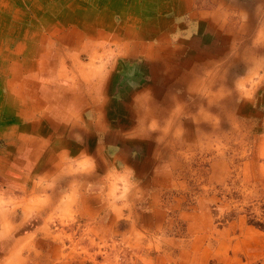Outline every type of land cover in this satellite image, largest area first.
Listing matches in <instances>:
<instances>
[{"label": "crops", "instance_id": "obj_1", "mask_svg": "<svg viewBox=\"0 0 264 264\" xmlns=\"http://www.w3.org/2000/svg\"><path fill=\"white\" fill-rule=\"evenodd\" d=\"M87 1L0 0V6L9 8V12L13 8L29 14L26 18L13 15L16 34H10L7 47L4 40L0 41V55L7 56L0 66V264H90L89 261L95 264L96 253L106 252L102 250L104 245L116 243L126 245L130 252L139 251L140 264H148V254L160 264L209 263L212 254L208 251L213 247L201 243L209 241L214 245L213 236L204 231L190 240L159 235L160 227L145 220L148 212L140 211V204L128 202L126 207L114 210L103 188L104 177L112 168L130 170L134 183L140 187L150 184L146 166L152 163L145 162L143 167L137 155L132 154L136 151L131 145L138 144L133 137L143 120L150 131L156 129L151 128L156 124H149V118H144H155V113L149 110L157 109H151L150 104H155V108L156 103H172V112L176 114L163 116L180 115L176 104L183 100L182 75L187 79L186 87H191L188 80L194 73L189 74L190 69L198 67L181 63L184 33L181 15L188 13L189 19L196 21L202 10L191 8L197 7L194 0H94L92 6ZM171 11L175 18L169 19L167 14ZM116 14L122 17V25L113 28ZM109 19L111 23H107ZM27 22L33 26H26ZM3 26L0 35L9 27ZM241 29V33H246L245 28ZM134 30L142 34L137 36ZM262 37L256 42L261 49L254 55V61L239 62L242 69L252 68L254 74H259L257 83L250 92H246L243 78L233 85L248 96L242 98V110L247 115L260 112L261 117L264 116ZM175 38L176 44L172 41ZM110 39H119L114 41L117 47L113 53L109 49L115 60L104 66L101 62L93 63L103 41ZM228 45L216 51V55L225 56L219 66L213 61L214 49H204L206 69L201 67L198 74L229 70ZM120 52L124 55L118 56ZM87 54L90 61L82 60ZM239 56L235 61H239ZM118 59L129 64L123 66ZM213 82L214 78L209 77L206 85L212 86ZM186 90L189 94L190 90ZM139 192L146 194L147 190L138 191L135 185L132 203L140 197ZM156 209L152 207L151 213L159 211ZM71 228L92 230V244L83 242L80 236L72 238L66 233ZM112 236L119 241L109 244Z\"/></svg>", "mask_w": 264, "mask_h": 264}, {"label": "rangeland", "instance_id": "obj_2", "mask_svg": "<svg viewBox=\"0 0 264 264\" xmlns=\"http://www.w3.org/2000/svg\"><path fill=\"white\" fill-rule=\"evenodd\" d=\"M92 1L94 0H88L87 3ZM194 2L197 7L194 5L191 8L202 10V13H199L196 21L190 20L188 13L181 15L184 22L181 63L190 64V67L198 66V74L201 67L206 69L207 55L204 49L212 48L213 61L219 66L225 56L216 55V51L229 44V70H217L212 75L203 71L198 74L197 79L193 75L188 80L191 87H186L187 79L183 75V100L179 105L176 104L179 108L184 107V110L177 108L180 115L164 117L163 114H176L172 112L174 104L156 103L157 111L151 110V113H155V118L144 117L149 118V124H156L151 127L156 129L150 131L147 121L143 120V125L138 126V133L133 137L138 144L133 143L131 148L136 151L132 154L137 155L143 167L147 162L152 163V166H146L150 184L145 187L135 184L138 191L144 189L147 192H139L141 195L134 199L135 203L131 199L128 202L132 205L140 204V211L143 209L148 212L145 220L148 219L153 226L160 227L159 235H175L190 240L194 235L201 234L200 231H204L202 233L213 236L214 245L209 241L201 243V246L213 247L211 252L208 251L212 255L208 259L210 262L206 264H264V116L261 117L260 112L247 115L240 103L242 98L248 96L233 87L234 82L240 78L247 83L246 92H250L248 90L257 83L255 79L259 74H254L252 68L242 69L239 62L243 59L251 64L254 55L261 49L257 43L260 42V35L264 39V0ZM174 14L171 11L167 16L169 19L175 18ZM13 15L26 18L29 14L16 12L13 8L9 12V8L0 6V18L3 20H0V31L3 25L9 26L5 27V34L0 35V41L4 40L6 47L10 34L16 32V24L11 19ZM121 20L122 17L116 14L113 28L122 25ZM107 23H111L110 19ZM25 24L28 27L33 26L30 22ZM107 25L111 27V24ZM241 27L245 28L246 33H241ZM134 34L141 35L142 32L134 30ZM116 40H104L99 55L94 56L92 62H101L103 66L107 62H113L116 57L111 56L109 49L113 53L117 46L114 42ZM172 41L176 44L178 40L175 38ZM262 44L264 47V41ZM11 46H14V42ZM120 55L123 53L120 52L118 56ZM238 56L239 61H235ZM4 57L7 58L5 54L0 55V66ZM89 57L87 54L82 60L90 61ZM122 59L117 61L124 66L128 61L123 63ZM209 77L214 78L212 86L206 85ZM186 88L190 90L189 94ZM153 105L155 104H150L151 109H155ZM160 106L167 108L162 109ZM174 129H177L176 134ZM141 130L146 134L142 135ZM152 207H158L156 210L159 211L151 213ZM84 226L88 227L86 224ZM66 233L72 238L82 237L83 242L89 245L92 244L90 238L94 237L89 229L71 228ZM112 237L109 244L119 241L115 236ZM104 247L102 250L106 249V252L96 253V258L92 256L95 264H140L139 251L136 249L130 252L126 245L119 246L117 243ZM148 256V264H160L154 256ZM204 258L206 260V255Z\"/></svg>", "mask_w": 264, "mask_h": 264}, {"label": "clouds", "instance_id": "obj_3", "mask_svg": "<svg viewBox=\"0 0 264 264\" xmlns=\"http://www.w3.org/2000/svg\"><path fill=\"white\" fill-rule=\"evenodd\" d=\"M103 188L114 210L126 207L129 199L135 195V183L130 170L110 169L104 177Z\"/></svg>", "mask_w": 264, "mask_h": 264}, {"label": "bare ground", "instance_id": "obj_4", "mask_svg": "<svg viewBox=\"0 0 264 264\" xmlns=\"http://www.w3.org/2000/svg\"><path fill=\"white\" fill-rule=\"evenodd\" d=\"M172 4V3H171ZM179 4L181 5V3L179 2ZM178 4V5H179ZM163 9H164V7H162ZM167 8V7H166ZM165 8V9H166ZM163 11V10H162ZM165 13V12H164ZM131 14V13H130ZM176 14H177V12H176ZM209 14V13H208ZM212 14V13H211ZM225 15V14H224ZM131 17V16H130ZM132 18V17H131ZM136 19V18H135ZM211 19V18H210ZM147 20V19H146ZM137 21V20H136ZM135 21V22H136ZM214 23V22H213ZM143 24V23H142ZM142 24H141V27H142ZM135 26V25H134ZM152 27V26H151ZM136 29V28H135ZM144 29V28H143ZM137 30V29H136ZM150 30V29H149ZM144 31V30H143ZM147 31V30H146ZM123 32V31H122ZM121 32V33H122ZM132 33V32H131ZM129 34V33H128ZM138 35V34H137ZM152 35V34H151ZM133 38V37H132ZM142 38V37H141ZM137 39V38H136ZM64 40H65V38H64ZM67 40V39H66ZM133 40V39H132ZM106 41V40H105ZM127 41V40H126ZM147 41V40H146ZM152 41V40H151ZM83 42H85V41H83ZM99 42V41H98ZM107 42V41H106ZM125 42V41H124ZM116 43V42H115ZM45 44H47V43H45ZM66 44V43H65ZM83 44H85V43H83ZM95 44V43H94ZM103 44V43H102ZM86 45V44H85ZM93 45V44H92ZM50 46V45H49ZM74 46V45H73ZM117 47V46H116ZM65 48H66V46H65ZM149 48V47H148ZM161 48V47H160ZM57 50H58V48H56ZM60 49V48H59ZM68 49V48H67ZM88 49V48H87ZM48 49H46V51H47ZM80 50V49H79ZM130 50V49H129ZM144 50V49H143ZM70 51V50H69ZM81 51V50H80ZM90 51V50H89ZM33 52V51H32ZM31 52V53H32ZM91 52H92V49H91ZM94 52V51H93ZM51 53V52H50ZM49 53V54H50ZM68 53V52H67ZM147 53V52H146ZM63 54V53H62ZM89 54H90V52H89ZM54 55V54H53ZM117 55V54H116ZM124 55V54H123ZM127 55V54H126ZM153 55V54H152ZM45 56V55H44ZM53 57V56H52ZM59 57H61V56H59ZM63 57V56H62ZM65 58V57H64ZM69 58V57H68ZM81 58V57H80ZM88 58V57H87ZM66 59H67V57H66ZM72 59V58H71ZM68 60V59H67ZM76 60V59H75ZM53 61H55V60H53ZM73 61V60H72ZM51 63V62H50ZM81 63V62H80ZM107 64H108V62H107ZM55 65V64H54ZM89 65V64H88ZM233 65V64H232ZM83 66V65H82ZM60 67V66H59ZM79 67V66H78ZM99 67V66H98ZM48 68V67H47ZM49 68H50V66H49ZM52 68H53V66H52ZM55 68V67H54ZM104 68V67H103ZM149 68V67H148ZM66 68H64V70H65ZM67 69H68V67H67ZM72 69V68H71ZM46 70V69H45ZM52 70V69H51ZM63 70V69H62ZM57 71H58V69H57ZM103 72V71H102ZM58 73V72H57ZM194 73V74H193ZM33 74H34V72H33ZM104 74V73H103ZM188 74V73H187ZM189 74H193L194 76L195 75H197V67H193L192 69H190V72H189ZM188 74V75H189ZM54 75H56V73L54 74ZM70 75V74H69ZM74 75V74H73ZM72 75V76H73ZM93 75V74H92ZM96 75V74H95ZM22 76V75H21ZM89 76V75H88ZM183 76V75H182ZM32 77H34V76H32ZM107 77V76H106ZM187 77V76H186ZM19 78V77H18ZM60 78V77H59ZM59 78H57V79H59ZM84 78V77H83ZM96 78H98L97 76H96ZM105 78V77H104ZM33 79V78H32ZM64 79V78H63ZM85 79V78H84ZM101 79V78H100ZM197 79V78H196ZM72 80H73V78H72ZM83 80V79H82ZM96 80V79H95ZM18 81V80H17ZM38 81V80H37ZM44 81V80H43ZM84 82V81H83ZM102 82H103V80H102ZM43 85H44V83H43ZM49 85V84H48ZM74 85V84H73ZM87 85V84H86ZM173 86V85H172ZM175 86V85H174ZM22 87V86H21ZM73 87V86H72ZM78 87V86H77ZM84 87V86H83ZM55 89V88H54ZM58 89V88H57ZM56 89V90H57ZM59 89H60V87H59ZM229 89V88H228ZM47 90H49V89H47ZM65 90V89H64ZM63 90V91H64ZM77 90V89H76ZM197 90H198V88H197ZM52 91V90H51ZM148 91V90H147ZM43 92H44V90H43ZM45 92H46V90H45ZM56 92V91H55ZM71 92V91H70ZM75 92V91H74ZM149 92V91H148ZM165 92H166V90H165ZM164 92V93H165ZM64 93V92H63ZM87 93V92H86ZM85 93V94H86ZM101 93V92H100ZM152 93V92H151ZM47 94V93H46ZM74 94V93H73ZM84 94V93H83ZM89 94H91V92H89ZM144 94V93H143ZM88 95V94H87ZM89 96V95H88ZM150 96V95H149ZM51 97V96H50ZM54 97V96H53ZM90 97V96H89ZM151 97V96H150ZM95 98V97H94ZM161 98V97H160ZM67 99V98H66ZM136 99V98H135ZM138 99V98H137ZM156 99V98H155ZM73 100V99H72ZM92 100V99H91ZM139 100V99H138ZM47 101V100H46ZM52 101V100H51ZM75 101V100H74ZM98 101V100H97ZM62 102V101H61ZM78 102V101H77ZM83 102H85L84 100H83ZM72 103V102H71ZM75 103V102H74ZM80 103V102H79ZM73 104V103H72ZM89 104H91V103H89ZM99 104V103H98ZM49 108V107H48ZM58 108V107H57ZM73 108V107H72ZM71 108V109H72ZM155 109H156V107H155ZM171 109V108H170ZM49 110V109H48ZM147 110V109H146ZM150 112H151V110H149ZM66 112V111H65ZM74 112V111H73ZM45 113V112H44ZM84 113V112H83ZM90 114V113H89ZM94 116V115H93ZM23 120V119H22ZM76 120V119H75ZM83 121V120H82ZM49 122V121H48ZM78 123V122H77ZM70 124V123H69ZM103 124V123H102ZM51 125H53V124H51ZM48 126V125H47ZM51 127V126H50ZM68 127V126H67ZM66 127V128H67ZM4 130L5 129H3V132H4ZM78 130V129H77ZM54 131V130H53ZM57 132V131H56ZM58 133V132H57ZM3 134H5V133H3ZM7 134V133H6ZM26 136V135H25ZM35 136V135H34ZM50 136V135H49ZM27 137V136H26ZM54 137V136H53ZM30 138V137H29ZM36 140V139H35ZM46 141V140H45ZM45 143V142H44ZM70 144V143H69ZM68 144V145H69ZM49 145V144H48ZM31 146V145H30ZM36 147V146H35ZM74 148V147H73ZM50 149V148H49ZM17 151V150H16ZM60 151V150H59ZM6 153V152H5ZM53 154V153H52ZM65 154V153H64ZM11 155V154H10ZM76 155V154H75ZM74 155V156H75ZM55 156V155H54ZM70 158V157H69ZM48 160V159H47ZM10 161V160H9ZM44 161V160H43ZM71 165V164H70ZM72 168V167H71ZM45 170V169H44ZM35 171V170H34ZM58 171V170H57ZM44 172V171H43ZM51 172V171H50ZM34 173V172H33ZM37 174V173H36ZM64 174V173H63ZM70 174V173H69ZM6 175V174H5ZM58 176V175H57ZM63 176V175H62ZM10 177V176H9ZM11 177H12V175H11ZM22 178V177H21ZM20 178V179H21ZM69 180V179H68ZM23 181V180H22ZM57 181V180H56ZM58 182V181H57ZM67 182H69V181H67ZM63 184V183H62ZM11 186V185H10ZM12 187V186H11ZM65 187V186H64ZM38 189V188H37ZM27 190V189H26ZM51 192V191H50ZM51 195H52V193H50ZM53 195H54V193H53ZM56 195V194H55ZM51 199V198H50ZM77 200V199H76ZM23 201V200H22ZM50 201V200H49ZM47 204V203H46ZM84 205V204H83ZM10 211V210H9ZM8 211V212H9ZM10 217V216H9ZM25 218V217H24ZM23 218V219H24ZM19 229V228H18ZM47 234V233H46ZM18 250V249H17Z\"/></svg>", "mask_w": 264, "mask_h": 264}]
</instances>
